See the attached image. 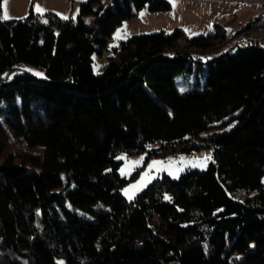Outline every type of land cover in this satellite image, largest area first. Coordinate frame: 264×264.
<instances>
[{
	"label": "trees",
	"instance_id": "16d2710c",
	"mask_svg": "<svg viewBox=\"0 0 264 264\" xmlns=\"http://www.w3.org/2000/svg\"><path fill=\"white\" fill-rule=\"evenodd\" d=\"M146 5L172 2L0 19V264H264V46L228 45V18L207 34L136 33L96 73L94 52ZM203 146L206 168L124 195L135 174L121 175V151Z\"/></svg>",
	"mask_w": 264,
	"mask_h": 264
},
{
	"label": "rangeland",
	"instance_id": "374dc122",
	"mask_svg": "<svg viewBox=\"0 0 264 264\" xmlns=\"http://www.w3.org/2000/svg\"><path fill=\"white\" fill-rule=\"evenodd\" d=\"M34 0H7V13L10 19L16 15H28L31 12V5ZM172 7L167 10H151L148 5L144 6L137 15L127 19L112 34L103 53L95 51L93 54V69L96 73H101L106 64L110 61V57L115 53V47L121 41L130 38L132 35L141 32H156L166 30L173 31L176 27L184 28L189 35L207 34L214 30L216 22L224 23L230 18V37L228 45L237 38L249 37L246 29L242 27L249 20L246 4H233L228 1L218 2L215 0H171ZM65 8V5L62 4ZM68 7V6H67ZM232 10H236L237 16L230 14ZM78 12L72 16L77 17ZM143 13V15H141ZM4 14V0L2 2V16ZM236 17L237 19L234 20ZM8 20V19H3ZM234 21V22H233ZM240 29H237L239 28ZM237 29V31H236ZM248 29V28H247ZM256 37V36H251ZM226 46L223 45V47ZM28 68L40 77L46 75L45 71L35 65L28 64ZM178 85L181 89H185L190 84H197V73L193 72L188 76L180 75L177 78ZM204 83L205 74L201 76ZM155 144H151L150 147ZM210 157V158H209ZM117 159L121 160L119 171L122 176L130 177L123 187L125 196L134 197L138 192L142 191L154 179L168 173L173 177H179L186 169L206 168L213 160V147L203 146L192 151H178L172 154L155 155L149 151L140 153H128L121 151ZM153 162H156L155 164ZM135 186V187H133Z\"/></svg>",
	"mask_w": 264,
	"mask_h": 264
},
{
	"label": "crops",
	"instance_id": "0c3cea01",
	"mask_svg": "<svg viewBox=\"0 0 264 264\" xmlns=\"http://www.w3.org/2000/svg\"><path fill=\"white\" fill-rule=\"evenodd\" d=\"M84 0H34L32 1L31 10H35V5H40L46 12L49 10L56 11L58 14L63 16H72L75 12H77L80 8V3ZM107 1V0H105ZM218 2L228 1L233 4H246L249 7L247 10V14L249 20L253 19V24L246 29L250 36H256L264 38V0H215ZM62 4L65 5V8L62 7ZM68 6V7H67ZM37 12V11H36ZM237 11L232 10L230 14L236 15ZM25 16V15H23ZM21 15V17H23ZM237 16V15H236ZM13 18H20L19 16H15ZM65 18V17H64ZM236 20L237 18L234 17ZM248 20V21H249ZM246 21V23L248 22ZM234 22V21H233ZM237 29H240L237 28ZM236 29V31H237Z\"/></svg>",
	"mask_w": 264,
	"mask_h": 264
},
{
	"label": "built area",
	"instance_id": "2783aa9c",
	"mask_svg": "<svg viewBox=\"0 0 264 264\" xmlns=\"http://www.w3.org/2000/svg\"><path fill=\"white\" fill-rule=\"evenodd\" d=\"M243 44H252V45H257V46H264V38L261 37H247L245 36L243 38Z\"/></svg>",
	"mask_w": 264,
	"mask_h": 264
},
{
	"label": "snow or ice",
	"instance_id": "6c2138e0",
	"mask_svg": "<svg viewBox=\"0 0 264 264\" xmlns=\"http://www.w3.org/2000/svg\"><path fill=\"white\" fill-rule=\"evenodd\" d=\"M35 10L38 12V13H43V11H45L40 5H35ZM143 15V13L141 14ZM11 17H9L8 13H7V0H4V14L2 17H0V19H10ZM67 18V17H65ZM37 75H40L39 73H37ZM210 158V157H209ZM154 164L156 162H153ZM135 187V186H133ZM129 199H131V197H129Z\"/></svg>",
	"mask_w": 264,
	"mask_h": 264
}]
</instances>
